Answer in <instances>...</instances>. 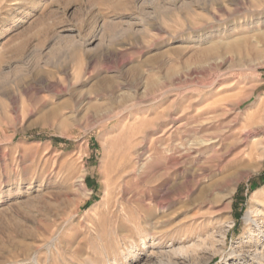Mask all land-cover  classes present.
Listing matches in <instances>:
<instances>
[{
	"label": "rangeland",
	"instance_id": "obj_1",
	"mask_svg": "<svg viewBox=\"0 0 264 264\" xmlns=\"http://www.w3.org/2000/svg\"><path fill=\"white\" fill-rule=\"evenodd\" d=\"M261 2L0 0V264H264Z\"/></svg>",
	"mask_w": 264,
	"mask_h": 264
},
{
	"label": "bare ground",
	"instance_id": "obj_2",
	"mask_svg": "<svg viewBox=\"0 0 264 264\" xmlns=\"http://www.w3.org/2000/svg\"><path fill=\"white\" fill-rule=\"evenodd\" d=\"M257 2H258V0H256ZM262 2H263V4H264V0H261ZM255 2V1H254ZM253 2V3H254ZM262 2L261 3H259L258 4V6L256 7V4H255V7L253 6V8H254V10H255V8L257 9V10H260V9H262V11H263V9H264V6H262L263 4H262ZM250 5V4H249ZM250 7V9H251V7H252V5H250L249 6ZM257 10H256V12H257ZM248 12H249V10H248ZM250 12H251V10H250ZM249 12V13H250ZM252 13V12H251ZM255 14V13H254ZM264 15V14H263ZM262 15V16H263ZM255 16V15H254ZM264 22V21H263ZM262 23V22H261ZM253 26V25H252ZM260 26V25H259ZM253 28V27H252ZM256 28V27H255ZM257 29H258V27H257ZM263 30V29H262ZM264 32V31H263ZM261 33H262V31H261ZM261 35V34H260ZM254 37V36H253ZM255 40V39H254ZM258 40V39H257ZM263 40H264V38H263ZM255 42H256V40H255ZM259 42V41H258ZM257 42V43H258ZM261 42V41H260ZM256 43V44H257ZM224 103V102H223ZM255 105V107H256V116H257V120L256 119H254V118H251L250 120H251V122L252 123H254V122H260V123H263L264 122V99H260V101L259 102H257V103H255L254 104ZM209 111L210 112H214V111H212L211 110V108L209 109ZM209 112V113H210ZM220 119V118H219ZM218 119V120H219ZM224 119L225 118H222V121L221 122H219V124L220 123H222V125H221V129H222V127H223V121H224ZM217 120V119H216ZM213 122V121H212ZM210 121H209V140H204L205 142H207V143H203V142H200V146H199V144L197 143V142H191L190 141V143H189V147H190V151L191 152H199V153H202L204 150H205V147L207 148V146L209 147V156L211 155L210 154V152L213 150V149H217V148H219L220 146H222V142H223V140H225V133H220V134H217V133H214V132H210V128H211V126H210ZM225 128V127H224ZM259 129H261V128H259ZM258 129V130H259ZM228 130V129H227ZM246 130H248V129H246ZM260 144V142L258 143V142H256L255 143V146L256 147H258V145ZM204 145H207V146H204ZM201 147V148H200ZM193 157L195 156L194 154H191ZM190 155V156H191ZM218 179V178H217ZM251 199L252 200H254L253 202H254V204H256V205H259L260 206V208H258V207H255L253 204H252V202H251V206H250V210L248 211V213L245 215V221H246V223L247 224H251V225H253L255 228H257L258 230H259V233H260V239H262V240H264V189H262V188H260L259 190H257V191H255L254 193H253V195H252V197H251ZM226 205V204H225ZM259 216H261V217H259ZM262 220L260 223L258 222V220ZM251 231H253V233L251 234V236H254V235H256L255 234V231H256V229H251ZM259 235V234H258ZM254 256L257 258L258 257V259H262L263 258V256H264V253L262 252V251H257V249H255V251H254ZM171 264V263H170Z\"/></svg>",
	"mask_w": 264,
	"mask_h": 264
}]
</instances>
